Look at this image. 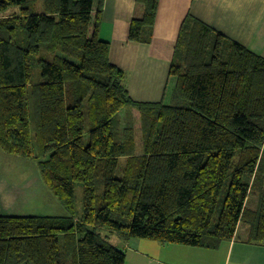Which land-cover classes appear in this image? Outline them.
Listing matches in <instances>:
<instances>
[{
	"label": "trees",
	"instance_id": "1",
	"mask_svg": "<svg viewBox=\"0 0 264 264\" xmlns=\"http://www.w3.org/2000/svg\"><path fill=\"white\" fill-rule=\"evenodd\" d=\"M158 2L135 0L129 41L150 43ZM103 4L0 0V149L68 213L0 215V264H125L100 231L215 250L243 223L264 246V59L187 16L170 98L134 102Z\"/></svg>",
	"mask_w": 264,
	"mask_h": 264
},
{
	"label": "crops",
	"instance_id": "2",
	"mask_svg": "<svg viewBox=\"0 0 264 264\" xmlns=\"http://www.w3.org/2000/svg\"><path fill=\"white\" fill-rule=\"evenodd\" d=\"M135 13V0H104L99 30L100 39L109 44L110 63L126 74L124 85L134 102L160 103L170 98L175 85V79L169 75L170 66L180 27L187 16L264 59V0H159L149 44L128 39ZM256 201L257 197L252 196L249 207H254ZM0 215L65 217L17 212ZM106 237L124 253L125 264H264V246L248 243L249 228L243 223L230 242L215 250L124 240L108 232Z\"/></svg>",
	"mask_w": 264,
	"mask_h": 264
},
{
	"label": "rangeland",
	"instance_id": "3",
	"mask_svg": "<svg viewBox=\"0 0 264 264\" xmlns=\"http://www.w3.org/2000/svg\"><path fill=\"white\" fill-rule=\"evenodd\" d=\"M7 14L9 15L11 12ZM123 118L124 112H121L120 119ZM140 142L141 134L137 131L136 144L138 152L140 151ZM75 193L77 196V209L80 210L81 186L77 185L75 187ZM21 196L22 200L18 202ZM11 212L68 215L60 202L43 184L35 161L6 154L0 149V214H11ZM100 233L101 237L104 238L107 232L100 231Z\"/></svg>",
	"mask_w": 264,
	"mask_h": 264
}]
</instances>
